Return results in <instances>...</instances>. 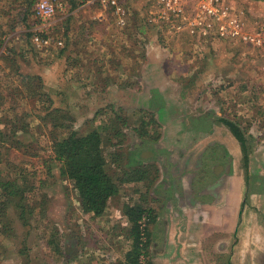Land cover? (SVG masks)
Here are the masks:
<instances>
[{"label": "rangeland", "instance_id": "obj_1", "mask_svg": "<svg viewBox=\"0 0 264 264\" xmlns=\"http://www.w3.org/2000/svg\"><path fill=\"white\" fill-rule=\"evenodd\" d=\"M62 1L66 6L64 13L43 19L34 11L37 0L29 16L26 0H0V117L4 122L0 127L7 135L12 128L25 127L24 134L21 130L16 132V140L23 143L22 149L0 146V179L22 176L36 189L42 185L40 192L33 193L35 196L31 192L27 194L29 204L32 198L39 203L44 201L37 195L46 197L44 208L38 207L27 216V227L19 224L13 209L8 210L14 234L5 237L0 233V264H121L130 246L131 229L124 205L148 210V204L154 203L159 207L165 198L163 185L156 184L158 179L162 178L160 183L170 180L186 167L184 163L189 159L188 151L182 152L181 148L179 152L168 151L167 160L161 156L148 160L137 144L149 148L146 141L156 137L153 133H159L165 137L164 145L184 147L186 136L174 143L172 131L179 128L177 135H183L182 123L190 120L202 122L200 135L213 133L214 126L228 129L221 119L235 122L243 132L250 156V229L258 231L261 237L264 233V77L260 72L264 73V65L262 59H254L260 49L242 43L202 42L192 35L158 27L148 22L152 6L149 0L124 2L123 27L118 26L115 14L93 0ZM233 1L244 19H248L249 30L264 18V1ZM43 23H51L45 36L52 41L60 40L61 46L43 49L32 44V35ZM86 29L90 31L84 35ZM80 31L82 46L77 50L82 51L81 55L66 54L65 37L70 34L74 39ZM260 64L263 66L258 72ZM23 76L41 78L42 91L50 98L51 106L25 100ZM45 107L62 110L71 122L63 117L59 122L71 125L80 134L109 126L111 119L120 117L125 123H118L122 136L113 137L110 130L106 134L114 144L105 147L108 169L118 173L114 176L118 181L119 171L147 167L148 180L156 175L154 182H121L118 195L109 200L102 216L83 213L76 192L61 177L53 161L54 131L50 132L34 116L38 110L44 115ZM147 114L154 117L159 128L148 126L150 136L140 138L136 127L148 122ZM109 151L115 154L110 157ZM217 151L213 148L210 152ZM117 153L120 160L111 164ZM183 153H187L185 158ZM223 153L226 154L225 149ZM182 158L183 162L176 166ZM209 163H201L200 170ZM143 213L149 222L151 213ZM148 222L145 244H149ZM165 226L162 220L157 231L160 237L165 235ZM152 231L155 232V227ZM262 241L251 240L250 246ZM218 252L215 249L217 258ZM228 257L218 258L216 264H231ZM238 263L246 264L240 260Z\"/></svg>", "mask_w": 264, "mask_h": 264}, {"label": "crops", "instance_id": "obj_2", "mask_svg": "<svg viewBox=\"0 0 264 264\" xmlns=\"http://www.w3.org/2000/svg\"><path fill=\"white\" fill-rule=\"evenodd\" d=\"M89 31L86 29L84 35ZM81 33L82 31L74 35V39L70 34L65 37L67 43L71 44L69 48L77 50L82 46V40H79ZM258 53L254 59H262L264 65V51L260 50ZM263 65L260 64L258 72ZM114 70H118V67ZM260 73L264 77V73ZM201 123L184 121V134L180 136L177 135L180 129L174 128V143L186 136L184 138L187 143L184 147L179 146L180 144L177 148L164 145V135L154 145L151 144V147L148 145L149 148H142V143L137 144L141 154L146 155L148 160L160 156L167 160L168 151L179 152L181 148L182 152L188 151L189 156L184 169H180L170 180L165 179L160 183V177L156 183L163 185L162 196L165 200L159 207L154 203L148 204L153 217L148 222L149 258L153 264H216L218 258L229 256L231 264H239L238 260L242 263L245 261L246 264H264V241L262 244H254V247L250 246L251 240L264 239V233L259 237L258 231L250 229V156L248 155V165L244 170L242 165L240 167V145L230 131L222 126H214L211 128L213 133L205 132L200 135L198 131L203 129ZM207 128L210 130L209 123ZM213 148L218 151L211 153ZM186 155L187 153H183V158ZM183 158L176 166L183 162ZM203 162L210 163L200 170ZM150 197L155 202L152 193ZM162 220L166 223L165 235L160 237L157 231ZM153 227L155 232L152 231ZM215 249L219 250L218 258L215 256ZM233 259L236 260L235 263Z\"/></svg>", "mask_w": 264, "mask_h": 264}, {"label": "trees", "instance_id": "obj_3", "mask_svg": "<svg viewBox=\"0 0 264 264\" xmlns=\"http://www.w3.org/2000/svg\"><path fill=\"white\" fill-rule=\"evenodd\" d=\"M26 1L28 6L27 16H29L32 13V5L35 0ZM73 6H75V4ZM70 45L71 44L66 43L65 47L63 46L64 52H75L78 56L82 53V51L76 50L74 47L72 49L69 48ZM8 61L14 63L13 61ZM23 83L26 91L25 100L31 103L47 104L51 106L50 98L42 91V80L39 76H23ZM142 113L146 114L145 112ZM43 114L44 115L38 110L34 116L40 120L41 125L50 128V132L54 131L51 145L53 161L57 163L61 177L70 182L72 188L76 192L78 203L83 213L91 214L93 217L102 216L107 208L109 200L118 195V188L121 182L125 184L141 183L142 181H149V183L154 182L156 175L148 180L149 176L146 174V170H148L147 167L123 170L122 173L119 171V177H121L117 179L118 181L114 178L115 174L118 173L111 172L108 169L105 147H114V144L110 136L108 137L106 134H108V130H110L109 134L111 132L113 137L122 136L118 123L122 125L125 123L120 117L111 119L113 124L111 123L109 126H103L100 129L93 128L88 132H84V134H80L74 130L71 125H65L59 122L60 118L63 117L64 120L67 118V115L63 113L62 110L54 107H45ZM2 115L8 118L5 111H2ZM147 117L148 122H145L142 126L139 125L136 127V134L140 138L150 136L151 133L147 130L148 126L151 125V128L154 129L159 128L153 116L147 114ZM66 120L71 122L69 117ZM17 123L18 122L13 124L15 125ZM221 123L228 128L232 136L239 143L243 158V168L245 170L248 165V149L243 132L235 122L221 119ZM3 124L4 122L0 117V126ZM17 131L24 134L25 127L12 128V131L8 135L5 133L4 129L0 127V146L8 145L11 149H22L23 143L16 140ZM103 132L105 136H103ZM153 134H155L156 137H150L151 140L146 141L148 145L154 144L160 137L159 133ZM113 152L109 151L110 157L115 154ZM118 155L120 157V153L115 155L111 164H116L117 161L120 160V158H117ZM1 174L0 172V178ZM123 177L127 178L123 179ZM42 187V185H38V189H36L34 184H29L22 176L18 177V179L12 177L11 180L6 181L0 179V233L2 235L10 237L14 234L12 220L8 216L9 209H13L16 212L15 216L19 224L23 227H27L29 225L27 216L34 213L38 207L44 208L46 201L45 195H37L44 199V201L40 203L32 198L31 204H29L30 201L27 197L29 192L32 194L36 191L40 192V188ZM33 196L35 195L33 194ZM123 210L126 218L131 223V229L128 238L130 240V246L121 264H152L148 256V244H145V242H142L140 239L137 224L141 214L143 212L151 213V210H147L138 205H124ZM152 220L153 217L151 214L150 221ZM53 240L54 237L50 239V245H52Z\"/></svg>", "mask_w": 264, "mask_h": 264}, {"label": "built area", "instance_id": "obj_4", "mask_svg": "<svg viewBox=\"0 0 264 264\" xmlns=\"http://www.w3.org/2000/svg\"><path fill=\"white\" fill-rule=\"evenodd\" d=\"M132 0H93L103 9L116 15L119 27L125 25L126 10L124 2ZM148 22L164 26L169 31L183 32L196 37L199 41H216L231 44H245L253 49L264 50V18L253 29H248V19L232 4L233 0H149ZM263 2L264 0H253ZM62 0H37L34 11L39 18H54L65 11ZM247 20V23H246ZM251 21V20H250ZM51 23H43L31 37V42L38 48L59 47L60 40L52 41L46 37ZM201 44L200 42H198ZM198 44V45H199ZM264 69V67H262ZM148 217L141 214L138 220L139 236L145 241L144 234L147 228ZM142 259V256H141Z\"/></svg>", "mask_w": 264, "mask_h": 264}]
</instances>
